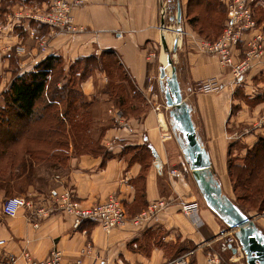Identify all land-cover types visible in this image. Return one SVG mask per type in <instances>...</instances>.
Masks as SVG:
<instances>
[{
  "label": "crops",
  "instance_id": "crops-1",
  "mask_svg": "<svg viewBox=\"0 0 264 264\" xmlns=\"http://www.w3.org/2000/svg\"><path fill=\"white\" fill-rule=\"evenodd\" d=\"M49 1L0 0V103L13 77L33 70L48 55L62 57L67 67L78 59L106 51L118 57L135 86L149 95L146 81L154 76L156 61L162 67L166 56L163 53L159 57L150 48L158 46L163 33L173 36L171 45L178 38L174 21L169 19L176 11L175 0H88L73 10L74 22L83 30L72 34L39 23L29 15L31 11H43ZM179 1L183 32L177 44V79L201 155L227 195L223 183L225 177L228 179L227 161L236 155L233 146L240 144L238 155L242 157L264 135V66L251 69L238 85L230 83L229 69L220 66L215 56L193 46L190 37L200 34L189 25L188 18L196 5L189 7V0ZM218 1L225 6L223 0ZM162 5L169 12L165 26L169 25L170 30L161 28ZM255 10L264 31V0H259ZM41 36L47 40L44 50L38 42ZM244 50L245 46H240L239 57ZM105 76L96 69L80 84L88 99L104 95L100 89ZM209 77H217L221 89L203 93L200 84ZM157 83L160 95L152 92L148 108L140 117L129 115L114 123L110 120L99 142L103 151L76 154L71 149L65 171L51 175L46 194L28 186L27 195L50 209L37 225L27 209H20L15 216L4 215L1 205L7 195L0 189V239L5 240L1 256L13 255L11 264H26L21 257L23 251L43 259L57 248L65 259L81 256L82 264H178L179 258L185 264H211L208 258L220 253L227 235H222L221 219L205 202L203 205L196 199L201 191L187 156L185 135L170 113L172 108L165 106L164 111V93L159 80ZM53 188L71 190L81 205L114 194L129 217L161 198L166 200V207L140 226L127 221L105 230L96 221L87 220L73 228L71 218L50 198ZM191 200L201 208L204 224L200 228H195L181 211V202ZM248 216L264 236V213ZM83 249L88 252L82 253Z\"/></svg>",
  "mask_w": 264,
  "mask_h": 264
},
{
  "label": "trees",
  "instance_id": "trees-1",
  "mask_svg": "<svg viewBox=\"0 0 264 264\" xmlns=\"http://www.w3.org/2000/svg\"><path fill=\"white\" fill-rule=\"evenodd\" d=\"M210 3L211 0H189V7L196 5L195 9L191 8L188 18V23L193 29L197 25L204 24L205 19L201 17V11L202 8L209 7ZM218 5L224 13L222 4L217 0ZM255 18L257 20L256 10ZM216 23L219 27L221 26L220 21L217 20ZM200 31L203 32L204 28L199 29V34ZM79 62H83V66L78 71L77 79H74L72 85L64 83L58 89H50V80L54 70L63 68L64 62L60 56L48 55L36 64L33 70L15 75L3 93L0 103V189L6 195L12 192H24L21 188L22 182H25L26 187L37 184L39 179H34L33 169L36 163H46L50 170L64 165L69 157L70 143L76 154L103 151L100 141L88 142L90 139L87 140L83 133L88 123L91 122V118L87 119L85 113L90 114L89 107L92 101L87 100L80 89V84L86 80L91 71L96 69L106 73L110 69L115 71L118 69L115 72L118 76V83L131 82V79L119 71L121 69L119 59L108 51L78 59L74 63ZM75 83H79V86L76 87ZM111 83L112 80L109 79L107 88L102 93L108 94L113 90ZM126 93L119 92L116 101V106L123 112L126 111L123 108ZM39 106L41 109L37 114ZM131 106L128 109L135 110ZM71 114L76 115V118L70 117ZM51 118L55 119L53 121L55 123L51 121L47 124L46 121ZM12 119L22 120L19 121L21 125L15 128H21L20 130L25 128L22 135H8L5 126L8 128L13 125ZM41 122L45 123L39 125ZM42 133L45 135L42 136ZM227 165L234 190L238 188L245 197L257 196L264 190V135L258 137L254 145L246 150L244 156L237 160L229 158Z\"/></svg>",
  "mask_w": 264,
  "mask_h": 264
},
{
  "label": "built area",
  "instance_id": "built-area-1",
  "mask_svg": "<svg viewBox=\"0 0 264 264\" xmlns=\"http://www.w3.org/2000/svg\"><path fill=\"white\" fill-rule=\"evenodd\" d=\"M87 1L50 0L43 11L35 14H31V11L29 15L39 23L72 34L83 30L81 26L74 22L73 10L84 5ZM258 2L259 0H223L226 17L218 38L208 40L192 35V43L196 50L215 56L220 66L229 69L233 83L238 82L254 67L264 66V32L255 18V9ZM160 13L162 17H168L169 12L165 5H162ZM39 39V46L41 50H44L47 42L46 37L41 36ZM242 45L245 46V50L243 56L239 57V49ZM219 89H221V83L217 77H209L200 84V91L203 93L216 92ZM114 115L117 119L122 116L119 110H116ZM50 192V198L56 207L71 218L73 228L80 227L83 221L87 220L96 221L105 230L120 227L127 221H130L134 226H140L166 207V200L161 198L150 203L145 210L129 217L124 204L114 194L103 201L81 205L79 201L75 200L73 192L69 189L57 191L53 188ZM180 207L184 216L195 228H200L204 224L197 201H182ZM20 209H27L32 212L31 214L35 218L34 225H37L38 220L46 216L50 210L44 204L27 196L15 195L4 198L1 205L4 215L15 216ZM229 232L226 230L222 235ZM226 238L227 241H224L220 247L221 251L231 250L234 241L236 247H238L235 232L232 236L229 237L228 235ZM4 245L5 240L0 239V264H11L15 260V256H1V249ZM84 252H88V249H83L82 253ZM238 253L242 252L239 250L236 254H233L234 257L236 256L234 261L239 260ZM21 257L26 264H82L83 262L81 256L65 259L62 252L57 248H53L43 259L35 258L28 251H23ZM208 262L211 264H224L219 252L213 253L208 258ZM177 263L185 264L180 258Z\"/></svg>",
  "mask_w": 264,
  "mask_h": 264
},
{
  "label": "rangeland",
  "instance_id": "rangeland-1",
  "mask_svg": "<svg viewBox=\"0 0 264 264\" xmlns=\"http://www.w3.org/2000/svg\"><path fill=\"white\" fill-rule=\"evenodd\" d=\"M48 4H49V2H48ZM223 8H224L225 14L223 13V11L219 7V5L217 6V0H211L209 7L206 6L205 8H202L201 17L205 19V22L203 25H201V24L197 25L194 30L197 33H199V29L204 28V31L203 32L200 31L201 32L200 35H195V36H198L200 38L204 37V38H208L211 40L217 39L218 36L220 35L221 31H222L223 26H224V17H226L225 6H223ZM174 13H175V11H174ZM217 20L220 21V23H221L220 27H219V24L216 23ZM165 22H168V21L165 20ZM166 26L169 27V25H166ZM174 26H175V23H174ZM179 30H180L179 32L175 33V35H177L178 38L182 37L183 31H182L181 23L179 25ZM165 36H166V33H165ZM168 36H170V34H168ZM190 39L192 41V36L190 37ZM39 41H40V39H38V42ZM166 41H167L166 42L167 52L171 55V57L173 59V63L175 65L176 53H177V50L179 47L177 46L176 51H173L171 42L168 40H166ZM157 44H158V46L157 47H151L150 51H151V53H154L160 57L165 51L162 48L161 41H159V43H157ZM164 55H165V53H164ZM165 59H166V56H164V58H162V62H163L162 65H164L165 68H168V69H166V71H167V73H169V66L167 64H164ZM120 65H121V63H120ZM65 66L66 65L63 63V68L61 67L59 69L57 68L56 70H54L52 79L50 80L51 81L50 89H54V90L58 89V87L64 83H66L68 85H72L74 79H77V75H78L77 73L80 70V68L83 66V62H79V63L73 62L70 65H68L67 67H65ZM160 66H161L160 63L156 61V65H155V69H154V76L151 78V80H149V82H148V80L146 81L147 84L145 86L149 90L148 96H145V94L142 93V90L138 89L132 81L131 82L130 81H128V82L124 81L122 83L121 82L118 83V76L115 74V72H117L118 69H116V71L114 69H110L108 71L109 74L106 73L105 71H103V72H105L106 76H105L104 84H103V86H101V89H100L101 93L107 88V84L109 82V79L112 80L111 85L113 87V90L109 91L108 94H104V93H102L104 95L99 94L100 96L95 97V100L87 98L88 101H92V104L89 107V111H91L90 114L87 112L85 113V115L87 116V119L91 118V122L88 123L86 131L83 132V133H85L87 140L90 139L88 142H90V141H98L99 142L101 136L103 135V133L105 131V127L108 124H110L112 121L114 123V122H117L119 120L114 115L116 110L121 111L122 116L120 117V119L122 117H126L129 115H132L135 117H140L142 115V113L148 108V104H149L148 97L152 99V94H153L152 92L155 91L156 93H158L160 95L159 85L157 83V80H159V70H157V68ZM97 70H99V69H97ZM100 71H102V70H100ZM119 71L122 74H125L127 77H129L127 75V73L125 72V70L123 69L122 65H121V69ZM91 73H93V71H91ZM246 75H247V73H246ZM230 83H232L234 85H238L239 81L236 82L237 83L236 84V83H233L232 79H231ZM78 84L79 83H75V86L76 87L79 86ZM69 87H71V86H69ZM54 90H52V91H54ZM52 91H50V93H52ZM119 92H123V93L127 92L125 94L126 101H125V104L123 106V108L126 109V111H124V112L121 108L116 106L117 95L119 94ZM60 95H62V94H60ZM258 98L259 97H256V99H258ZM154 99H155V97H154ZM159 99L161 101L160 96H159ZM246 101L249 102L248 99ZM94 104H95V106L93 107ZM129 106L135 108V110L128 109ZM160 108H162V106ZM40 109H41V106H39V108L36 112L37 114H39ZM164 111H167L165 105H164ZM105 114L108 115L109 117L106 116ZM167 114H168V112H167ZM70 117L76 118V115L71 114ZM110 117L111 118L113 117V120ZM60 119H62V117ZM100 119H103V120L101 121ZM110 120H111V122H110ZM19 121H22V120H19ZM19 121L12 119L11 122L13 123V125L9 126L8 128H7V126H5L6 131H8V135H11V134L22 135V133L25 131V128L22 130H20L21 128L15 129L21 125V122H19ZM51 121L53 122V121H55V119L51 118V119H48V121H46V122L48 124L49 122L51 123ZM44 123L45 122H41L39 125H43ZM53 123H55V122H53ZM0 124H1V122H0ZM5 125H7V124L5 123ZM66 127H68V125ZM65 134L68 137V134L67 133H65ZM44 135L45 134L42 133V136H44ZM240 148L241 147H240V144L238 142L233 146V151L236 153V155L232 157L233 159L237 160L239 158L238 152H239ZM71 149L74 151L72 143L69 144V151ZM67 162H68V160H66L64 165L58 166V168L53 169V170L48 169L46 163H44V164H41V163L37 164L36 163V165H34V167H33L34 179H39V181H37V184L34 187L39 189V192H43V194H46L47 190H48V185H49V183H47V181L52 177L51 176L52 174H54L56 172H64L66 167H67ZM223 185H224V187H223L224 192L247 215H250L252 217H256L257 215L264 213V190L261 191L259 194H257V196L245 197L242 195L243 192L240 191L238 188L236 189V191L234 190V187H233L234 184H232L229 175H228V179L225 177ZM21 188H22V190H24V192L8 193L6 197L21 195V196H27L28 198H33L32 196L27 195L28 194L27 193L28 186L26 187L25 182H22ZM50 191H51V189H50ZM50 191H49V195L51 193ZM197 195H198V197L196 199H198V201H200L204 205V200H203L201 194L198 193ZM200 210H201V208H200ZM221 222L223 223L224 231L228 230V226L222 220H221ZM233 234H234V232L230 231L229 233H226L223 236L227 235V237H228V235H229V237H230ZM226 239L227 238L222 239L223 242L227 241ZM223 242H221V243H223ZM232 244H233V246L236 247L235 241L232 242ZM219 254H220L221 260L224 264H240V263L245 264L243 255H241V257H238L240 260L232 262L231 258H233L234 255L231 254L230 249L222 250V251H220Z\"/></svg>",
  "mask_w": 264,
  "mask_h": 264
},
{
  "label": "water",
  "instance_id": "water-1",
  "mask_svg": "<svg viewBox=\"0 0 264 264\" xmlns=\"http://www.w3.org/2000/svg\"><path fill=\"white\" fill-rule=\"evenodd\" d=\"M176 11L169 17L174 21V32H179L182 20V7L179 0H175ZM162 30H170L165 26V18H161ZM169 73L164 67L159 69V82L163 89L165 106L172 108L170 113L181 126L186 140L187 156L192 160V173L197 187L200 189L205 204L228 226V231H234L238 241V247L231 246L233 254L239 250L243 253L245 264H264V236L258 231L253 218L245 214L227 195L222 193L221 186L214 179L212 172L205 163L200 146L195 134L190 116L189 107L184 103L179 81L176 74V66L171 55L167 52V44L164 33L160 38ZM178 38L173 42L172 49L176 51Z\"/></svg>",
  "mask_w": 264,
  "mask_h": 264
},
{
  "label": "bare ground",
  "instance_id": "bare-ground-1",
  "mask_svg": "<svg viewBox=\"0 0 264 264\" xmlns=\"http://www.w3.org/2000/svg\"><path fill=\"white\" fill-rule=\"evenodd\" d=\"M170 37H171V40H170ZM173 36H168V33H166V38H167V40L169 41H171V43H172V41H173V38H172ZM179 40V39H178ZM164 64H167L166 63V59H165V61H164ZM162 67H164L165 68V66L163 65ZM165 69H168V68H165Z\"/></svg>",
  "mask_w": 264,
  "mask_h": 264
}]
</instances>
